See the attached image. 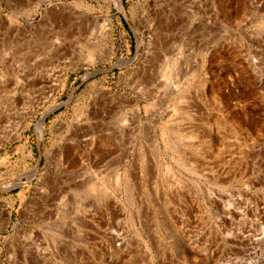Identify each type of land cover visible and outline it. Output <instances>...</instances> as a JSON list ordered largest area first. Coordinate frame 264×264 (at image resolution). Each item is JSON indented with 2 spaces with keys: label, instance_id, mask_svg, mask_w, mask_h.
I'll list each match as a JSON object with an SVG mask.
<instances>
[{
  "label": "rangeland",
  "instance_id": "rangeland-1",
  "mask_svg": "<svg viewBox=\"0 0 264 264\" xmlns=\"http://www.w3.org/2000/svg\"><path fill=\"white\" fill-rule=\"evenodd\" d=\"M0 264H264V0H0Z\"/></svg>",
  "mask_w": 264,
  "mask_h": 264
},
{
  "label": "bare ground",
  "instance_id": "bare-ground-1",
  "mask_svg": "<svg viewBox=\"0 0 264 264\" xmlns=\"http://www.w3.org/2000/svg\"><path fill=\"white\" fill-rule=\"evenodd\" d=\"M229 207V206H228ZM228 207H226L227 208V213H228V215L229 214H233V211L230 209L231 208V206L228 208ZM224 206H223V209H226ZM8 211V210H7ZM225 211V210H224ZM192 239V238H191ZM193 241V240H192ZM190 243H193V242H190Z\"/></svg>",
  "mask_w": 264,
  "mask_h": 264
}]
</instances>
